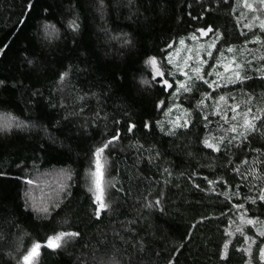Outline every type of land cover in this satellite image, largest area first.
Masks as SVG:
<instances>
[{
	"label": "trees",
	"instance_id": "1",
	"mask_svg": "<svg viewBox=\"0 0 264 264\" xmlns=\"http://www.w3.org/2000/svg\"><path fill=\"white\" fill-rule=\"evenodd\" d=\"M245 3L0 0V115L13 124L0 125V264H23L34 242L61 231L79 235L42 247L34 264H262L264 201L250 198L264 188V30ZM208 27L211 62L233 48L248 79L215 81L207 67L177 92L169 55ZM174 102L187 127L164 122ZM248 108L261 120L244 139L227 129L244 131ZM114 135L104 151L108 207L97 217L86 175ZM220 137L219 152L205 146ZM36 176L51 192L40 207L28 183ZM245 236L255 240L250 254Z\"/></svg>",
	"mask_w": 264,
	"mask_h": 264
},
{
	"label": "rangeland",
	"instance_id": "2",
	"mask_svg": "<svg viewBox=\"0 0 264 264\" xmlns=\"http://www.w3.org/2000/svg\"><path fill=\"white\" fill-rule=\"evenodd\" d=\"M246 3L251 4L253 6L252 9H255L260 19H264V5H260L258 3V0H246ZM47 32H50L49 29H47ZM51 33L53 34V31ZM193 37H195V39H193ZM183 41V44H181L179 41L178 44L172 50L171 54L169 55V60H171L170 64L173 66L174 70L182 76L178 83L177 92L184 91V89L180 87L181 83L185 84L186 86H190L194 78L198 79V77H204V71H206L207 67L208 71L206 72V74L209 76L214 75L215 81L217 80L225 82L235 80V77L233 75L235 71H239L241 74V67H243L241 58H239V54L236 53L233 48H231L232 51L228 50L227 53L223 52L218 54V56H216L218 58L211 62L213 60L216 48V43L213 40L206 41L205 34H201V36H191L189 39H184ZM209 53H211V55H209ZM225 64L230 65L228 72H225L224 70ZM236 65H239V67L237 68ZM197 68L200 69L199 73L195 71ZM185 73H187V75H185ZM229 77H231V79H229ZM185 120H187V115L185 114L183 109L176 102H174V104L167 110L164 122L167 123L169 128H173L174 126L183 124ZM8 123H11V125L13 126L9 116H7L5 113L0 115V125L3 127ZM100 162L103 166L102 193L96 192L95 185L93 183V173L95 172V159L92 170H90L86 175V185L89 191L92 193L94 201L95 195L101 194L104 202L106 203L105 192L108 186V180L106 177L108 160L104 153L101 155ZM58 176V174H51L46 180L50 182L49 179L51 177L59 179ZM31 183L35 195L34 204L38 207H40V205L42 204L44 206V203L49 204V201L47 200H44V203L42 201H38L42 198L40 195L43 194V192H48V194L51 193L49 189L46 188V186L44 187V181L38 176H36L33 178V181ZM252 250L253 243L249 242L247 246V251L250 254Z\"/></svg>",
	"mask_w": 264,
	"mask_h": 264
},
{
	"label": "snow or ice",
	"instance_id": "3",
	"mask_svg": "<svg viewBox=\"0 0 264 264\" xmlns=\"http://www.w3.org/2000/svg\"><path fill=\"white\" fill-rule=\"evenodd\" d=\"M258 3L260 5H264V0H258ZM245 6L248 7V8H252L253 7L251 4H248V3H245ZM28 7L31 8V4H29ZM253 11H255V9H253ZM255 19L259 20V27H260L261 30H264V19H260L259 16L255 17ZM70 26L73 28V30H76L79 27V25L76 24L75 21H72L70 23ZM245 26L249 27V28L251 27L250 25H245ZM200 31H201L202 34H206V32H211V31H213V29L211 27H208L206 30L201 29ZM193 39H195V37H193ZM255 40L258 43L261 42L260 41V37H256ZM180 43L183 44L184 41L181 40ZM228 50L232 51L231 48H229ZM209 55H211V53H209ZM29 63H31V61H29ZM146 63L150 64L152 66V68H153V79L154 80L157 77H161L162 78L164 76V73L157 66V61H156V59L154 57L148 58ZM169 63H171V60H169ZM236 67L238 68L239 65H236ZM229 68H230V65H228V64L224 65L225 72H228ZM195 71L197 73H199L200 69L197 68ZM66 75H67V72L61 74V77H60L61 81H63V79H64V77ZM185 75H187V73H185ZM233 75L235 77V80L248 79L247 76H243L242 77L239 71H235L233 73ZM198 79H203V77H198ZM229 79H231V77H229ZM235 80H232V82H235ZM144 82L147 83V81H144ZM0 83H2V82H0ZM158 83H162L163 85H165L168 88L172 87V84L169 83V81L167 79H161L160 81H158ZM204 83L208 84V87L211 88V87H213V83L214 82L213 83H209V81L204 80ZM180 87L183 88L184 91H189L190 90V86H186L183 83L180 84ZM81 99H82V97H81ZM219 99L220 100H224L225 98L223 96H221ZM200 103L202 104L203 100H201ZM239 107L240 106L238 104L231 106V111L233 113V115L231 117L232 120H236L237 114H238L237 113V109ZM250 113H252V109L251 108H248L247 111H245L243 113L244 119H243V124L241 126L243 127L244 131L237 132L238 125H236V124L231 125L230 128L227 129V131H230V132H233V133H237L238 137L247 139V133L250 132V131H255L256 128H257V125H256L255 121L261 120V116H259V115H252L251 118L249 119V114ZM224 118H225V120L227 122L228 118H227V114L226 113L224 114ZM205 120H207L206 116H205ZM187 125H188V121L185 120L184 124L179 125V126L180 127H187ZM11 126H12L11 123H8V124L4 125L3 127H4L5 130H8V129L11 128ZM133 127H135V125L130 124L128 130L131 131ZM145 127H148V125L145 124ZM261 127H264V123L261 124ZM237 136H233L232 139L233 140L237 139ZM118 139H119L118 135H114L110 140H108L107 142L101 144L100 146L96 147V149H95V152H94V156H95V172L93 173V177H94L93 183L95 185V189H96L97 193H102V191H103V189H102V181H103L102 167L103 166L101 165V162H100L101 155L104 153L105 149H107L109 147V145L111 143H113V141L118 140ZM224 140H225V137H220L218 142L216 144H213V143L209 142V139H205L204 140V144H205L206 147L219 152L220 151L219 145L223 144ZM256 151L259 152V149H256ZM253 174H255V173H253ZM28 183H31V181H28ZM250 199H252V203H256L257 199L260 200V201H264V188L260 189V192H259V194H258V196L256 198H250ZM95 202L98 205L95 208V215L97 217H99L101 211L107 209L108 205L104 202L103 197H102L101 194L95 195ZM156 203L159 204L160 201L157 200ZM237 207L241 208L243 206L242 205H237ZM241 219L243 220L244 218L241 217ZM246 223L254 225V221L252 219H248L246 221ZM237 231H240V229H237ZM78 235H79V233H77V232H64V231H61V232H58V233H55L53 235L48 236L46 238V240L43 242V244L40 243V242H34L31 245L30 249L27 251V253L23 256V258H22L23 259V264H34L35 259L40 255V249L42 247H45V248L51 249V250H56V249L61 247L63 242H65V238L76 237ZM258 235L264 237V231H260L258 233ZM245 240H251L252 243H255V240L252 239L251 237L245 236ZM259 259L262 262V264H264V244H262V246L259 248ZM170 264H171V262H170Z\"/></svg>",
	"mask_w": 264,
	"mask_h": 264
}]
</instances>
